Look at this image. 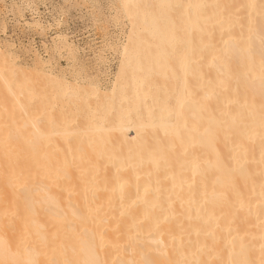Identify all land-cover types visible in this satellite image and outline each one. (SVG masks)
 I'll list each match as a JSON object with an SVG mask.
<instances>
[{"label": "bare ground", "instance_id": "1", "mask_svg": "<svg viewBox=\"0 0 264 264\" xmlns=\"http://www.w3.org/2000/svg\"><path fill=\"white\" fill-rule=\"evenodd\" d=\"M117 2L107 90L0 45V264H264V0Z\"/></svg>", "mask_w": 264, "mask_h": 264}, {"label": "rangeland", "instance_id": "2", "mask_svg": "<svg viewBox=\"0 0 264 264\" xmlns=\"http://www.w3.org/2000/svg\"><path fill=\"white\" fill-rule=\"evenodd\" d=\"M117 1L0 0V45L23 66H33L37 54L50 59L54 75L83 83L91 79L107 90L119 71L120 49L130 29ZM244 12L241 20L248 17ZM62 37L76 51L65 49ZM82 115L76 117L80 122Z\"/></svg>", "mask_w": 264, "mask_h": 264}]
</instances>
